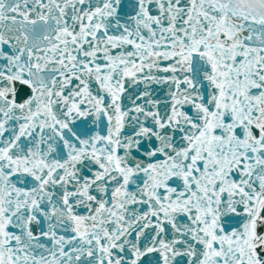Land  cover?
<instances>
[{
    "label": "snow or ice",
    "instance_id": "obj_1",
    "mask_svg": "<svg viewBox=\"0 0 264 264\" xmlns=\"http://www.w3.org/2000/svg\"><path fill=\"white\" fill-rule=\"evenodd\" d=\"M0 264H264V0H0Z\"/></svg>",
    "mask_w": 264,
    "mask_h": 264
}]
</instances>
